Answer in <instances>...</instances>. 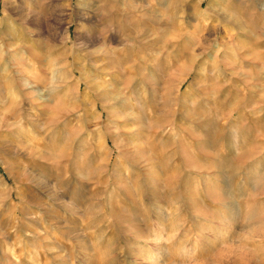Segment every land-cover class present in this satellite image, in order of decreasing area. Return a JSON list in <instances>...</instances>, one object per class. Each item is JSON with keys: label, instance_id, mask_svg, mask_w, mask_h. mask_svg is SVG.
<instances>
[{"label": "rangeland", "instance_id": "374dc122", "mask_svg": "<svg viewBox=\"0 0 264 264\" xmlns=\"http://www.w3.org/2000/svg\"><path fill=\"white\" fill-rule=\"evenodd\" d=\"M1 22L0 264H264V0H0Z\"/></svg>", "mask_w": 264, "mask_h": 264}, {"label": "clouds", "instance_id": "9594fccd", "mask_svg": "<svg viewBox=\"0 0 264 264\" xmlns=\"http://www.w3.org/2000/svg\"><path fill=\"white\" fill-rule=\"evenodd\" d=\"M50 63H51V61H50ZM58 72L61 73V75H62L60 68L57 65L53 64V68H52V72L50 75L49 82L45 87L41 88V92H40L41 95L51 97V96L55 95L56 92L59 90V83L57 80V73Z\"/></svg>", "mask_w": 264, "mask_h": 264}, {"label": "bare ground", "instance_id": "6f19581e", "mask_svg": "<svg viewBox=\"0 0 264 264\" xmlns=\"http://www.w3.org/2000/svg\"><path fill=\"white\" fill-rule=\"evenodd\" d=\"M10 23V22H9ZM5 24V22H1L0 23V28H1V26L2 25H4ZM11 28V27H10ZM9 29V28H8ZM12 29H13V27H12ZM14 30V29H13ZM7 33V32H6ZM63 35V34H62ZM9 38V37H8ZM65 38V37H64ZM0 39H1V42H2V37H1V35H0ZM5 38H3V40H4ZM66 40H67V38H65ZM65 40V41H66ZM14 41V40H13ZM2 46V45H1ZM1 49V48H0ZM5 49V48H4ZM5 52L7 53V54H12V55H15V54H17L16 53V51H12L11 53H9V50H5ZM29 53V52H28ZM60 57L62 58L61 60H62V62H64L65 64H64V70H66V74L68 75V76H74L75 75V72H74V70H73V67H72V59H71V56H69L67 53H64V54H61L60 55ZM13 59V58H12ZM61 70V69H60ZM28 80H30V79H28ZM23 84V83H22ZM28 92V91H27ZM30 93V92H29ZM223 264H225V263H223ZM230 264V263H229Z\"/></svg>", "mask_w": 264, "mask_h": 264}]
</instances>
